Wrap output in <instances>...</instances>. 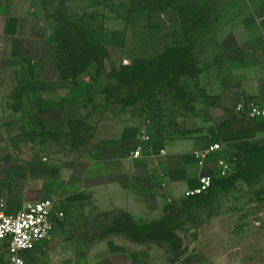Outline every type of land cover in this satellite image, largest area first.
<instances>
[{
	"label": "rangeland",
	"instance_id": "rangeland-1",
	"mask_svg": "<svg viewBox=\"0 0 264 264\" xmlns=\"http://www.w3.org/2000/svg\"><path fill=\"white\" fill-rule=\"evenodd\" d=\"M8 1L29 15L38 42L30 78L25 67L20 92H7L16 108L4 126L11 198L4 201L16 213L52 199L65 215L29 264H222L224 247L237 243L232 231H264V220L255 224L264 211V120L236 114L233 92L213 95L220 81L230 83L209 75L219 64L205 60L204 50L214 46L188 43L202 40L203 28L191 21L209 0ZM71 25L90 48L80 75L69 65L81 46ZM69 32L70 43H58ZM208 130L230 171L204 194L176 203L163 205L142 164L115 156L134 153L144 135L151 145ZM102 145L117 151H99ZM128 172L130 211L139 221L104 211L109 198L122 195L91 186Z\"/></svg>",
	"mask_w": 264,
	"mask_h": 264
},
{
	"label": "crops",
	"instance_id": "crops-1",
	"mask_svg": "<svg viewBox=\"0 0 264 264\" xmlns=\"http://www.w3.org/2000/svg\"><path fill=\"white\" fill-rule=\"evenodd\" d=\"M201 18L203 22L199 21ZM194 19L191 22H194L196 30L203 28V32L199 34L202 40L199 41L198 36L189 37L188 43L214 46L210 50H204L205 60L219 64L218 67L213 65L209 69V75L229 78L228 84L220 81L219 90L213 95L223 97L233 92L236 106L245 100H253L264 107V0H209L201 10L196 8ZM37 42L35 24L30 21L29 15L20 16L10 1L0 0V201L11 199L10 194L5 191L4 171L7 162L3 142L8 136L4 132V126L11 123L16 104L7 92H20L17 87L18 79L24 74L25 67V73L30 78V62L34 64L37 59ZM42 62L45 64V59ZM34 72L31 74L32 84L36 80ZM61 106L62 103L59 104ZM144 137L145 135L139 137L144 148L142 158H133V152L120 156L115 153V156L129 165L142 164L146 175L156 178L154 187L161 192L163 205L183 200L198 187L201 177L214 174V164L209 161L202 166L197 157V153L205 152L215 144L212 130L205 131L199 138L189 135L168 143L153 142L151 145V139L146 142ZM137 139L136 135L134 140ZM103 150L117 151V148L102 145L99 151ZM123 178L120 179L117 173H110L107 181L101 180L91 186L122 195L111 197V200L109 198L104 211H121L132 220L139 221L137 217L133 218L128 202L131 173H123ZM230 237L236 238L237 243L224 247L222 264H264V231L260 228L250 233L234 230ZM114 246L121 245L114 243ZM123 248L125 253L127 249L125 246ZM38 249L39 247L35 252ZM116 249L110 252L117 253ZM240 252L243 256L238 255ZM114 264L127 263L115 261Z\"/></svg>",
	"mask_w": 264,
	"mask_h": 264
},
{
	"label": "built area",
	"instance_id": "built-area-1",
	"mask_svg": "<svg viewBox=\"0 0 264 264\" xmlns=\"http://www.w3.org/2000/svg\"><path fill=\"white\" fill-rule=\"evenodd\" d=\"M235 113L254 119L264 120V107L253 100H245L235 107ZM148 142L150 137L146 135ZM223 148L220 144L212 145L207 151L197 153L200 164L205 166L211 161L215 172L199 179V185L188 196H199L210 189L216 176L228 175L229 165L220 157ZM144 156V148L139 146L133 157L140 159ZM212 158V159H210ZM63 212L58 211L52 199L30 203L18 212H11L4 200L0 201V264H29L28 257L41 244L49 241L56 231L58 222L64 219ZM255 224L260 225L264 220V211L259 212Z\"/></svg>",
	"mask_w": 264,
	"mask_h": 264
},
{
	"label": "trees",
	"instance_id": "trees-1",
	"mask_svg": "<svg viewBox=\"0 0 264 264\" xmlns=\"http://www.w3.org/2000/svg\"><path fill=\"white\" fill-rule=\"evenodd\" d=\"M70 27L75 30L77 37H80L81 42H79V44L81 46H80V50L77 52L78 56L74 54L73 61H69V65L72 69L75 70V72L78 75H80L85 70V67H87L86 57L89 53L90 48H89V45L84 42V35L82 34V31L80 30V28L75 25H71ZM63 37L64 38L61 41H58V43L59 42L63 44L70 43V37H71L70 32H69V36L64 35ZM57 59H58V63H60L61 60L59 58ZM81 63H85V65L83 67H78L77 65ZM58 70L60 71V68Z\"/></svg>",
	"mask_w": 264,
	"mask_h": 264
}]
</instances>
